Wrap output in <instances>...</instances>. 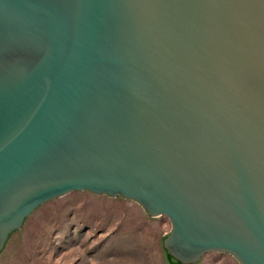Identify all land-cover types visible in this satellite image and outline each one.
<instances>
[{
  "label": "water",
  "instance_id": "95a60500",
  "mask_svg": "<svg viewBox=\"0 0 264 264\" xmlns=\"http://www.w3.org/2000/svg\"><path fill=\"white\" fill-rule=\"evenodd\" d=\"M73 190L264 264V0H0V251Z\"/></svg>",
  "mask_w": 264,
  "mask_h": 264
},
{
  "label": "rangeland",
  "instance_id": "374dc122",
  "mask_svg": "<svg viewBox=\"0 0 264 264\" xmlns=\"http://www.w3.org/2000/svg\"><path fill=\"white\" fill-rule=\"evenodd\" d=\"M164 215L135 201L73 190L37 206L8 236L0 264H167ZM194 264H239L226 252H205Z\"/></svg>",
  "mask_w": 264,
  "mask_h": 264
},
{
  "label": "trees",
  "instance_id": "16d2710c",
  "mask_svg": "<svg viewBox=\"0 0 264 264\" xmlns=\"http://www.w3.org/2000/svg\"><path fill=\"white\" fill-rule=\"evenodd\" d=\"M26 218V217H25ZM24 218V219H25ZM165 235V234H164ZM162 235V237L164 236ZM162 237H161V240H162ZM161 249H162V253H163V256H164V259L165 261L167 262V264H182L180 262H178L177 260H175L173 257H171L170 255L166 254L163 247H162V244H161Z\"/></svg>",
  "mask_w": 264,
  "mask_h": 264
}]
</instances>
